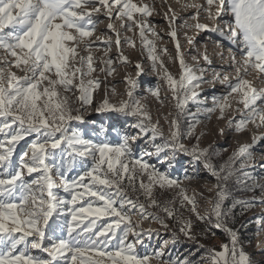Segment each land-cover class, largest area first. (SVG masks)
I'll list each match as a JSON object with an SVG mask.
<instances>
[{
	"label": "snow or ice",
	"instance_id": "6c2138e0",
	"mask_svg": "<svg viewBox=\"0 0 264 264\" xmlns=\"http://www.w3.org/2000/svg\"><path fill=\"white\" fill-rule=\"evenodd\" d=\"M164 6L168 9L164 15L171 29L168 35L175 40L181 69L179 79L157 55L156 42L148 38L151 35L163 39L147 20L153 16L155 0L151 4H138L133 0H0V51L3 53L0 55V134L3 137L0 138V264H152L153 260L156 264H196L190 258L195 252L164 259L169 246L174 248L180 244L181 237L186 242L196 243L197 252L205 248L198 243L200 237L194 232L193 220L183 216L180 208L194 214L196 220L206 226L201 230L203 236H214L213 228L229 235V242L220 245L219 250L205 249L206 255L200 257V264H255L245 251L240 230L230 227L229 223L236 218L237 206L242 213L257 205L264 206V198L236 199L228 185L235 180L237 185L243 186V192L259 190L264 197V183L243 171L255 166L251 164L253 149L264 143V134H253L252 142L242 145L230 158L231 163L219 168L211 163L212 156L216 155L214 150L210 151L211 145L201 148L199 136H195L197 143L192 146L184 141L194 137L201 113L210 120L219 112L218 119H225L231 107L229 98L234 94L241 96L239 103L243 109H237L241 112L238 120L233 117L228 121L229 125H234L233 130L242 133L249 124L257 129L264 126V88L257 89L253 81L245 78L255 72L257 79H264V0L185 3V9L196 10L186 18L178 17L167 0ZM202 12L209 22L219 20L220 23L199 22ZM97 14L110 21L107 28L115 35L118 49L122 43L135 48L136 42L131 37L122 40L113 21H120L119 27L125 31L138 30L141 45L148 50L152 62L150 70H163L177 110V115L168 121V135L160 128L159 121L153 122L147 108L136 97L144 85L139 79L145 74L140 63L134 65L135 78L130 74L125 77L127 99L113 104L105 98L95 108L97 113L136 118L131 126L134 132L128 128L118 131L115 125H109L100 129L103 138L93 140L87 138L82 129L71 127L72 121L86 123L83 111L92 104V93L101 83L98 78H90L96 71L91 49L103 46L107 56L112 46L110 38L92 39L102 22ZM177 20L185 28L217 33L218 48H224L225 41L233 46L242 57L238 61L233 48L227 49L232 61L229 66L237 72L234 80H230L226 71L214 72L212 80H207L205 66L194 69L186 63L174 27ZM188 20L196 23L189 24ZM185 36L188 44L195 43L193 37ZM81 45L88 53L86 56L80 55ZM161 52L167 54L168 50ZM217 54L221 59L225 56L224 52ZM116 59L125 65L130 63L123 50ZM193 59L199 64L197 57ZM199 59L209 67L213 65L207 48ZM100 60L106 66L100 71L107 75L116 71L112 67L116 60L112 57ZM13 67L25 75L17 76L11 71ZM215 82L226 85L227 91L214 96L211 106H207L201 85ZM73 90L80 93V108L73 109L68 97L63 95ZM145 90L159 100V85L147 84ZM190 102L196 105V113L188 111ZM186 115L191 116V123L182 131L181 117ZM224 131V128L219 129L221 135ZM113 135L118 138L117 143L109 139ZM27 137L34 139L26 144L19 163L15 164L13 156L17 146ZM137 140L149 144L153 151L144 148L136 155L133 145ZM153 155L163 168L172 170L184 167L181 156L189 157V165L202 164L214 176L216 194L207 215L198 211L195 190L189 195L181 179L150 163ZM237 171L243 172V179L236 176ZM73 172L76 176L70 177ZM26 175L32 178L25 179ZM198 178V167H192L191 173L186 171L183 177L184 180ZM58 189L67 193V198L55 191ZM156 189L161 193L174 191L176 195L164 202L154 194ZM129 192L139 195L133 198ZM85 194L100 202L99 206L93 207L91 200L81 202ZM199 195L203 197L202 192ZM229 200L232 203L226 205ZM150 209L163 212L164 218ZM133 214L140 217V222H133ZM93 216L114 219L97 227L96 219H88ZM86 219L88 222L84 223ZM256 219L258 224L264 222V215ZM144 220L159 223L170 232V239L163 240L154 252L140 254L137 248L145 246V237L159 235L158 230H145L141 226ZM167 220L178 224V229H171ZM34 251L46 256L35 255Z\"/></svg>",
	"mask_w": 264,
	"mask_h": 264
},
{
	"label": "rangeland",
	"instance_id": "374dc122",
	"mask_svg": "<svg viewBox=\"0 0 264 264\" xmlns=\"http://www.w3.org/2000/svg\"><path fill=\"white\" fill-rule=\"evenodd\" d=\"M133 2L138 4L141 2L151 4L153 3V0H133ZM192 2L203 4L205 0H167V4L171 5L175 14L178 17L185 18L191 16L192 13L196 11L195 9H185L183 7L185 3ZM167 11V7L164 6V0H155V11L153 13V16L147 18V20L155 28L156 32L160 33L163 39H160L159 37H153L151 35H149L148 38L156 42L157 55L161 56V59L163 60L164 65L165 67H167L169 72L175 78L179 79L181 75V69L179 67V62L176 55L175 40H173L168 35L171 29L169 27V21L164 15V13ZM213 11H215V8H213ZM97 15L100 16L102 22L98 24L97 31L93 34L92 39L102 41L108 40L110 38L112 41V46L111 50L107 52V56H105V48L103 46L91 49V54L94 57V67L96 68V71L92 73V76L90 78H98L101 83L99 88H97L92 93V104L86 106L87 111H83L86 123L80 124L77 121H72L71 127L82 129L86 137L93 140L103 138L104 133L101 132L100 129L102 127H108L109 125H115L118 131L121 128H128L129 130L134 132L135 130L131 129V126L136 122V118L125 117L116 113H97L95 111V108L101 102H103L105 98H107L109 102L113 104H118L120 101L127 99V85L125 83V77L130 74L133 76V78H135L136 68L134 67V65L140 63L145 69V74L139 77V79L144 82V85H142L141 88L137 91L136 97L140 101V103L147 108L150 115L152 116L153 122L159 121L160 128L165 135H168L170 127L168 121H170L177 115V110L176 100L172 98L173 93L170 90L167 81L163 78V70L161 69L158 72H153L150 70L152 62L149 59L148 50L141 45V38L139 36L138 30L125 31L123 28L119 27L120 21H113L117 25V29L122 34V40L123 37H131L136 42L135 48H131L122 43L121 48L118 49L114 43L115 35L107 28V25L108 23H110V21L104 18L101 14ZM205 16L206 13L202 12L199 18V22L220 23L219 20L209 22L207 19H205ZM137 19H139V14H137ZM188 23L194 24L196 23V21L188 20ZM174 27L176 28L177 38L180 41L181 50L184 53L185 61L188 65H190L194 69L201 65L205 66L208 69L205 73V79L207 80H212L214 72L221 71H226V74L229 76L230 80L235 79V77L237 76V72L235 68L229 66L232 63L230 59L231 53L227 51L228 48H233L232 45L228 44V42L225 41V47L218 48L216 46V41L220 39V37L217 33L203 31L198 32L197 30L192 28H185L183 27L180 20L176 21ZM5 31H7V29H5ZM185 34H187L188 37H193L195 43L192 45L188 44ZM165 48L168 50L167 54L161 52V50ZM205 48H207L208 55L213 60V65L211 67L205 65L204 61L202 59H199L200 54L205 51ZM121 50H123L124 55L128 57L130 63L125 65L116 59L118 57L119 51ZM79 51L80 55L86 56L88 54L87 52L83 51L82 45ZM233 51L236 54V59L238 61L242 60V57L238 52H236L234 48ZM219 52L225 53L223 59H221V57L217 54ZM2 54V51H0V55ZM108 57H112L114 60H116V62L112 65V67H114L116 71L111 75H107L106 72L100 71L101 68L106 67L103 63H101L100 58L107 59ZM193 57H197V59L199 60V64L197 63V60L193 59ZM11 71H15L17 76L25 75V72L20 71L14 67L11 69ZM256 77L257 74L255 72H252L245 78L253 81V85L257 89L264 88V79H257ZM147 84H151L153 87L159 85V100H157L155 96L151 95L145 90V85ZM201 89L202 95L207 98L205 101L207 106H211L212 98L214 96H220L227 91L226 85L220 84L219 82L204 83L201 85ZM63 95L68 97V103L72 106L73 109L81 107V102L78 100V97L80 95L78 91L73 90L63 93ZM240 99L241 96L238 94H234L233 97L229 98L231 107L226 111L225 119L223 120L218 119L219 112L214 113L210 120L205 119L204 114L201 113L200 123L196 126L194 137L184 141L189 146H192L197 143L195 136H199V146L201 148H208L209 145H211L212 148L210 149V151L214 150L216 153L214 157L221 158V160H218V162L216 160L214 162H211L217 168H219L220 166L229 165L231 163L230 158L233 156V154L237 152L242 145L252 142L253 134H264V126L257 129L254 125L249 124L246 131L237 133L233 130L234 125H229L228 121L230 118L234 117L237 120L240 118L241 112L237 111L238 108L241 110L243 109V105L239 103ZM160 101H163V103H161ZM188 111L190 113H196V105L190 102L188 105ZM73 114H75V112ZM165 117H167V120H165ZM189 123H191L190 115L181 117L182 131L187 129ZM221 128H224L225 130L223 135H221L219 132V129ZM0 138H3L2 134H0ZM32 139H34V137H27L25 141H21L20 145L17 146L16 152L13 156V161L15 164L19 163L20 154L24 150L26 144L31 142ZM109 139L113 143L118 142V138L115 135L111 136ZM160 142L161 141L157 140V143ZM136 145H139L140 147L136 148ZM144 148H147L150 152L153 151L151 146L149 144H146L143 140H137L133 145V149L136 155H140ZM253 156L254 159L251 164H254L255 166H249L243 171L247 172L260 183H264V168L261 167V165H264V143L256 145V147L253 149ZM180 158L184 162V167H177L175 170H172L163 168L162 165L157 162V157L155 155H153L150 159L148 157H145V159H149V162L155 164L158 168L171 172L172 175L181 179L183 181V184L188 187L189 195H192L193 190H195V192L197 193L196 198L198 201V211L202 215H207L212 207L210 201L214 199L216 194V189L214 186L216 185L217 181L214 176L203 167L202 164L198 166L189 165V157L181 156ZM239 163L240 160L238 159L235 162L237 169L239 168ZM192 167L199 168V178L193 180H184L183 177L185 175V172L187 171L188 173H191ZM0 171H2V169H0ZM34 175L36 174H33V176ZM73 176H76V172L70 174V177ZM236 176L240 179L244 178L242 171H237ZM31 178L32 177H29L27 175L25 176V179ZM249 183L251 184V181H249ZM234 185L236 187L238 186V190L243 193L242 195H237L238 190H232L236 199L250 200L254 198L255 200H259L261 198H264L262 197L259 190H257V192L255 193H248L242 191V185H237L236 183H234ZM208 189H212V191H208ZM55 191H58V194L64 196L65 198H67L68 196V194L64 193L62 189H58ZM201 192L203 193V197L199 195V193ZM154 194L158 199L164 202H166L171 196L176 195L174 191L161 193V190L159 189H156ZM129 195L135 198L137 195H139V193L129 192ZM88 200L93 201V207L99 206L100 202H97L93 197L87 196V194H85L84 200L81 202ZM140 200L141 202H144V197L142 195H140ZM225 203L226 205L231 204L232 201L229 200ZM177 207H179L178 198ZM150 211L156 212V214L159 215L162 219L164 218V213L159 211L158 209H150ZM179 211L181 214H183V216L190 217L193 220L194 232L200 237L198 243L205 246V248H202L203 250L207 248H216L217 250H219L220 245L229 242L228 233L222 230H217L215 228L212 229V231L215 232L214 236H212L211 234L207 237L203 236L201 230L205 229L206 226L196 220L194 214H192L191 212L186 211L183 208H180ZM235 213L236 215H238L236 218L241 219L239 220L240 223L234 222L232 224V222H230L229 226L235 227L240 230V236L242 242L244 243L245 251L253 257L255 264H264V222L258 224L256 219L257 217L264 215V206L257 205L254 208L243 211L242 213L241 208L237 206V208L235 209ZM88 219H96L97 227H100L102 225H106V223L108 222H111L114 218H96L93 216L89 217ZM132 220L134 223L140 222V217L133 214ZM87 222L88 220L86 219L84 223ZM166 222L170 225L171 229H178L179 227V225L172 220H167ZM242 225L243 227H241ZM141 226L145 230H158L159 235H155L154 233L152 237H145V246L137 248V251L140 254H144L145 252H154L159 248L163 240L170 239V232L162 229L159 223L155 221L144 220L141 222ZM121 227H123V224H121ZM131 238L132 237L130 236L129 239ZM181 241L184 242L183 237H181ZM183 247V243L177 244L174 248L169 246L167 250L168 255H166L164 259L189 255V252L186 251ZM33 254L46 256L45 253H40L39 251H34ZM205 255L206 253L204 252V254H202L201 256ZM200 257L190 258L194 259L196 261V264H200ZM152 264H156V261L153 260Z\"/></svg>",
	"mask_w": 264,
	"mask_h": 264
},
{
	"label": "trees",
	"instance_id": "16d2710c",
	"mask_svg": "<svg viewBox=\"0 0 264 264\" xmlns=\"http://www.w3.org/2000/svg\"><path fill=\"white\" fill-rule=\"evenodd\" d=\"M217 161L218 162V160H221V158H215L214 156H212V158H211V162L213 161ZM234 180L233 181H230L229 182V188L231 189V190H238V186L236 187L235 185H234ZM243 193L242 192H240L239 190H238V192H237V195H242ZM238 215H236V217H237ZM239 220H241V219H237V218H235V220L232 222V224L234 223V222H239L240 223V221ZM181 243H183V248H185V250L186 251H188L189 253L190 252H195V256L194 257H192V258H197V257H200L202 254H204V252H205V250H203V249H200L198 252L196 251V247H197V244L196 243H193V242H186V241H181Z\"/></svg>",
	"mask_w": 264,
	"mask_h": 264
}]
</instances>
